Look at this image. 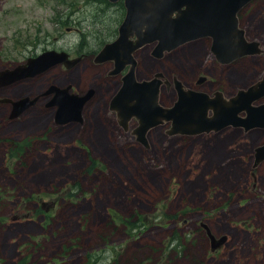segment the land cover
I'll return each instance as SVG.
<instances>
[{
  "label": "rangeland",
  "instance_id": "obj_1",
  "mask_svg": "<svg viewBox=\"0 0 264 264\" xmlns=\"http://www.w3.org/2000/svg\"><path fill=\"white\" fill-rule=\"evenodd\" d=\"M125 15L123 1L0 0V70L52 49L83 59L0 90L1 98L36 97L52 84L95 90L83 123L58 124L52 96L15 119L0 103V264H264V162L254 168L264 129L170 136L167 123L150 131L149 147L138 142L137 120L126 131L109 109L128 68L113 76L112 61L94 62ZM240 18L264 49V0ZM152 49L135 53L140 79L162 71L190 86L205 75L201 90L230 97L264 74V52L222 66L208 39L164 59ZM176 98L174 87H163L164 105ZM136 215L146 225L129 231L124 220ZM201 223L227 237L223 249L211 250Z\"/></svg>",
  "mask_w": 264,
  "mask_h": 264
},
{
  "label": "water",
  "instance_id": "obj_2",
  "mask_svg": "<svg viewBox=\"0 0 264 264\" xmlns=\"http://www.w3.org/2000/svg\"><path fill=\"white\" fill-rule=\"evenodd\" d=\"M118 2L120 0H109ZM126 15L119 27L118 37L99 51L95 62H114L110 75L124 74L123 83L112 97L110 110L117 113L119 124L128 131L134 118L138 125L132 131L138 142L149 147L148 134L160 125L170 123L168 135L195 136L219 132L227 127L244 128L246 131L264 129V103L255 104L264 98V75L247 88L226 97L223 91L210 94L187 87L177 77L173 81L159 71L150 79H139L136 73L138 61L135 53L147 45L155 44L152 55L161 59L189 42L210 38L211 50L218 62L230 64L248 56L263 53L261 44L248 40L246 30L240 26L239 13L254 0H123ZM82 57L70 59L66 51L48 50L29 58L25 64L0 70V88L42 74L64 63L67 68L76 66ZM207 77L202 76L198 84ZM163 84L177 91L173 106L161 104ZM72 86L52 84L48 90L32 99L18 100L0 98V103L12 104L11 119L19 117L37 104L41 96L51 95L48 107H57L55 120L58 124L83 123V111L95 94L90 89L86 94L71 92ZM241 113H245L244 116ZM264 161V144L255 149L254 167ZM211 239V249L223 247L226 236L218 238L206 223H202Z\"/></svg>",
  "mask_w": 264,
  "mask_h": 264
},
{
  "label": "trees",
  "instance_id": "obj_3",
  "mask_svg": "<svg viewBox=\"0 0 264 264\" xmlns=\"http://www.w3.org/2000/svg\"><path fill=\"white\" fill-rule=\"evenodd\" d=\"M15 146V143H13V145H12V147H14ZM24 147H25V145L23 146V144H21V145H17V147H16V152H15V154H11L12 156H17V154L18 153H20L23 149H24ZM21 155H23V154H21ZM136 218V219H135ZM135 219V220H134ZM138 222L140 223V224H138ZM124 226L126 225L127 226V229L129 230V231H131L132 229H134V228H140V226H142L143 224H145V218L144 219H139L138 218V216L136 215V216H134V217H130V219H126V220H124ZM146 225V224H145Z\"/></svg>",
  "mask_w": 264,
  "mask_h": 264
},
{
  "label": "flooded vegetation",
  "instance_id": "obj_4",
  "mask_svg": "<svg viewBox=\"0 0 264 264\" xmlns=\"http://www.w3.org/2000/svg\"><path fill=\"white\" fill-rule=\"evenodd\" d=\"M206 39L210 40V44H211L212 40H211L210 38H206ZM32 44H35V43H30V42L26 43V45H30V46H31ZM32 55H34V54H32ZM35 56H36V55H35ZM252 57H255V56H252ZM71 58H72V57H71ZM237 61H238V60H237ZM237 61H235L234 63H236ZM234 63H232L231 65H233ZM206 81L209 82V81H210V78L207 79ZM211 81H212V80H211ZM203 84H204V83H203ZM203 84H202V85H203ZM14 85H16V84H14ZM14 85H12V86H14ZM202 85H201V86H202ZM165 86H167V85L164 84L163 87H165ZM9 87H11V86H9ZM9 87H5V88H2V89H0V90H4V89L9 88ZM189 87L196 88V89H201V88H200V85H197V83L194 84V85L192 84V85H190ZM41 101H42V100H41ZM56 110H57V107H56ZM223 248H224V247H223ZM223 248H221V249H223ZM218 251H220V250H218ZM218 251H217V252H218Z\"/></svg>",
  "mask_w": 264,
  "mask_h": 264
}]
</instances>
